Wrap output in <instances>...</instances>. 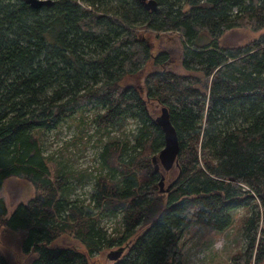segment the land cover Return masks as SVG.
<instances>
[{"label": "trees", "instance_id": "16d2710c", "mask_svg": "<svg viewBox=\"0 0 264 264\" xmlns=\"http://www.w3.org/2000/svg\"><path fill=\"white\" fill-rule=\"evenodd\" d=\"M49 1L0 0V189L16 177L36 190L9 215L0 199L2 241L15 238L29 264H90L113 247L124 252L110 264H183L184 231L222 233L231 212L250 205L232 263L263 264L264 33L220 41L235 29L264 31V0H153L154 11L140 0ZM147 33L179 41L154 53ZM176 54L185 73L165 69ZM142 74L140 86L124 85ZM162 107L179 139L170 172L152 163L163 147L154 121ZM81 110L95 111L96 133L109 137L88 206L68 200L69 174L52 173L37 134ZM128 118L137 122L131 138L111 135ZM174 171L160 193L161 175ZM100 216L118 219L111 232ZM66 233L82 248L56 244ZM0 264H9L2 252Z\"/></svg>", "mask_w": 264, "mask_h": 264}, {"label": "rangeland", "instance_id": "374dc122", "mask_svg": "<svg viewBox=\"0 0 264 264\" xmlns=\"http://www.w3.org/2000/svg\"><path fill=\"white\" fill-rule=\"evenodd\" d=\"M118 1H113L112 6H117ZM103 4L105 3L103 2ZM262 33L264 31L254 33L241 28L235 29L225 33L221 37L220 44L224 46L244 44ZM146 37L150 43H154V53L160 49L169 48L172 38L175 41H179L178 37H171V34L156 35L147 33ZM177 60L178 55L176 54L173 62L166 65L165 69L175 74L185 73ZM148 71L149 68L146 67L144 72L147 73ZM143 78L144 74L129 77L124 82V85L140 86ZM94 113L95 111L81 110L72 117L63 120L55 128L37 132L52 173L60 170L69 174L67 179V185L70 186V192L67 194L68 200L74 202L77 200V202L83 203L85 206L90 204L95 177L105 173L99 166V154L103 149L104 143L109 139L107 136L96 133L92 122ZM159 114L160 109L156 116ZM238 123L239 121L236 120L234 125L236 126ZM136 128L137 122L128 118L124 129L122 131H112L111 135H128L131 138ZM174 175L175 171L171 177L167 178L165 175V187L171 183ZM241 187L247 190L246 186L242 185ZM35 193L34 186L28 180L9 177L1 186L0 199L5 202L9 215L17 205L27 202ZM255 200L256 203H259L256 197ZM250 211V205H241L232 211V224L222 233L198 226L190 227L184 231L179 242L183 254V264H233L232 258L236 254L243 252L245 248L246 239L243 235L244 224L242 220L250 214ZM117 221L118 219L112 217L100 216L101 225L107 228L108 232H111V228ZM261 226L264 229V223ZM2 239L0 235V252L7 258L9 264H29L30 256H26L20 251V248L15 243V238L5 239L6 243ZM56 244L82 248L73 239V236L68 233L61 235L56 240ZM115 250H117L115 247L109 248L96 255V257L89 258L90 264H110L107 255Z\"/></svg>", "mask_w": 264, "mask_h": 264}, {"label": "water", "instance_id": "95a60500", "mask_svg": "<svg viewBox=\"0 0 264 264\" xmlns=\"http://www.w3.org/2000/svg\"><path fill=\"white\" fill-rule=\"evenodd\" d=\"M32 8H40L44 4H47L48 1L40 0H25ZM142 6L146 10H156L157 6L153 0H140ZM154 121L161 129L163 134V147L159 153L152 157V163L155 172L160 171V168L164 172H169L173 167L178 166V154H179V139L177 136L176 129L174 128L168 110L164 107L160 108V114L154 118ZM164 176L161 175V178L158 182L159 192L168 193L172 187L173 182L164 186ZM123 249H117L110 252L107 255V258L114 262L121 258L123 255Z\"/></svg>", "mask_w": 264, "mask_h": 264}, {"label": "bare ground", "instance_id": "6f19581e", "mask_svg": "<svg viewBox=\"0 0 264 264\" xmlns=\"http://www.w3.org/2000/svg\"><path fill=\"white\" fill-rule=\"evenodd\" d=\"M40 1H48V3L47 4H44L43 6H50L51 5V1H49V0H40ZM155 4H156V2H155ZM157 5V4H156ZM42 7V6H41Z\"/></svg>", "mask_w": 264, "mask_h": 264}]
</instances>
